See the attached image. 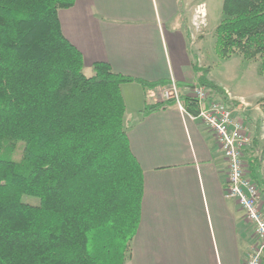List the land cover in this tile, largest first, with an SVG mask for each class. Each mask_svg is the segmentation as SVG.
I'll use <instances>...</instances> for the list:
<instances>
[{
  "label": "trees",
  "instance_id": "1",
  "mask_svg": "<svg viewBox=\"0 0 264 264\" xmlns=\"http://www.w3.org/2000/svg\"><path fill=\"white\" fill-rule=\"evenodd\" d=\"M75 3L0 0V264H125L140 226L144 171L131 148L122 86L171 81L125 75L106 61L87 75L59 16ZM214 37L220 59L260 57L264 75V0H224ZM194 70L228 103L209 67ZM181 100L199 114L195 96ZM259 103L263 116L246 154L264 193V96ZM175 104L146 102L142 113Z\"/></svg>",
  "mask_w": 264,
  "mask_h": 264
},
{
  "label": "crops",
  "instance_id": "2",
  "mask_svg": "<svg viewBox=\"0 0 264 264\" xmlns=\"http://www.w3.org/2000/svg\"><path fill=\"white\" fill-rule=\"evenodd\" d=\"M212 1L76 0L59 16L65 36L83 54L87 75L95 62L106 61L116 72L146 81L175 79L187 91L199 83L198 63L227 92L232 87L214 79L213 57L193 25L195 11L203 8L213 25ZM158 88L122 86L131 148L144 171L140 226L125 264H243L252 228L237 201L226 197V161L216 136L177 104L144 116L146 102L159 101ZM233 95L239 101L228 103L240 109L236 115L257 125L263 112L255 100L264 92L253 101ZM262 172L264 167L259 177Z\"/></svg>",
  "mask_w": 264,
  "mask_h": 264
},
{
  "label": "built area",
  "instance_id": "3",
  "mask_svg": "<svg viewBox=\"0 0 264 264\" xmlns=\"http://www.w3.org/2000/svg\"><path fill=\"white\" fill-rule=\"evenodd\" d=\"M205 11L204 8L196 11L193 18V25L198 31L202 30L201 24L204 23L199 19L205 18ZM183 93L197 98L200 111L198 115L192 116L203 121L215 134L226 161V197L237 201L245 220L252 228L251 252L243 264H264V198L259 184L250 176L246 153L253 137L249 123L236 115V107L218 98L210 88L199 83H194L189 90L183 91L178 82L172 79L168 85L158 89L157 98L159 101L174 99L183 109Z\"/></svg>",
  "mask_w": 264,
  "mask_h": 264
},
{
  "label": "rangeland",
  "instance_id": "4",
  "mask_svg": "<svg viewBox=\"0 0 264 264\" xmlns=\"http://www.w3.org/2000/svg\"><path fill=\"white\" fill-rule=\"evenodd\" d=\"M223 2L224 0H213L211 2V6L213 8L210 9V14H211L210 16H211V21L213 25H211L210 27L208 23V18L206 17L207 13L205 11V18L199 19V21H203L204 23V24H201L202 30L201 31L195 30L197 31L196 32L197 38L198 40L204 41L206 51L208 52L207 55L208 56L211 55L213 57L214 79L215 80L219 79L221 82H223L222 84H224L225 86L226 84H228L227 86H230L233 89L232 91L231 90L227 92L225 91L226 95L228 96V102L229 101L230 102L239 101L235 99L233 95L234 92H241L247 98H249L248 101H253L254 97L257 96L256 94L260 92L261 93L264 92V75L261 74L262 59L258 57L255 60H245L242 56L235 55L227 60H222L217 56L216 51H215V42H214L215 37H214L213 30L216 29V26L220 23L223 17ZM212 92L215 93L213 90ZM215 95L218 98L223 99V97H220V95H218L217 93H215ZM128 101H130L129 98H128ZM255 101H259V99L258 100L256 99ZM130 108L132 107L130 106ZM237 110H240V109L238 108ZM248 123H249V129L252 133V137H254L256 135L255 122L254 123L248 122ZM263 134H264V122L262 126V135H261L262 140H264ZM260 179H264V172L260 173ZM261 192L264 198V193L262 189H261ZM25 198L27 201H32V202L37 201L36 198H31L27 196ZM263 205H264V202H263Z\"/></svg>",
  "mask_w": 264,
  "mask_h": 264
}]
</instances>
